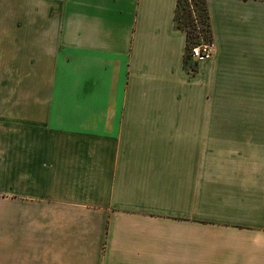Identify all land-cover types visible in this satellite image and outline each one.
I'll use <instances>...</instances> for the list:
<instances>
[{
  "label": "crops",
  "instance_id": "crops-1",
  "mask_svg": "<svg viewBox=\"0 0 264 264\" xmlns=\"http://www.w3.org/2000/svg\"><path fill=\"white\" fill-rule=\"evenodd\" d=\"M0 0V264H264V0Z\"/></svg>",
  "mask_w": 264,
  "mask_h": 264
},
{
  "label": "trees",
  "instance_id": "trees-1",
  "mask_svg": "<svg viewBox=\"0 0 264 264\" xmlns=\"http://www.w3.org/2000/svg\"><path fill=\"white\" fill-rule=\"evenodd\" d=\"M181 3H182V0H178L175 19H176L177 25L186 31L187 40H188V48L192 46L190 44L192 37L196 36V33H194L196 26L194 27V24L192 23V20H193L192 11H194L195 14H198L201 11L200 22L201 23L204 22L206 24V27L204 28V27L199 26L198 28L201 30H204L206 32L205 33L206 35L208 34L209 39L205 41H212L211 32H210L209 16H208V11L206 7V0H184V3L187 5L185 9L186 16L184 17V20H183L185 25H182L178 20V12H179V7ZM187 26H189L190 29Z\"/></svg>",
  "mask_w": 264,
  "mask_h": 264
},
{
  "label": "rangeland",
  "instance_id": "rangeland-1",
  "mask_svg": "<svg viewBox=\"0 0 264 264\" xmlns=\"http://www.w3.org/2000/svg\"><path fill=\"white\" fill-rule=\"evenodd\" d=\"M186 7H187V5L184 3V0H182V3L179 7V12H178V20L182 25H185L183 20H184V17L186 16V12H185ZM192 14H193L192 15V17H193L192 23L194 24V27L196 26L195 32H194V33H196V36L192 37L191 43H190L191 45H193V44H195L201 40L205 41V40L209 39L208 34L206 35L205 34L206 32L204 30H201L198 28L199 26L204 27V28L206 27V24L204 22L203 23L200 22L201 11L198 14H195L194 11H192ZM187 27L190 29L189 26H187Z\"/></svg>",
  "mask_w": 264,
  "mask_h": 264
},
{
  "label": "built area",
  "instance_id": "built-area-1",
  "mask_svg": "<svg viewBox=\"0 0 264 264\" xmlns=\"http://www.w3.org/2000/svg\"><path fill=\"white\" fill-rule=\"evenodd\" d=\"M189 55L196 62L210 59L213 55L212 41L201 40L200 42L193 44L189 49Z\"/></svg>",
  "mask_w": 264,
  "mask_h": 264
}]
</instances>
